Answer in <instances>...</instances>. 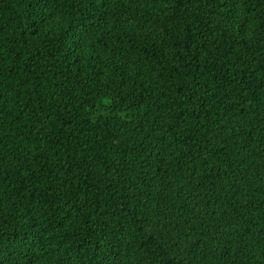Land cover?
Wrapping results in <instances>:
<instances>
[{
  "label": "trees",
  "instance_id": "1",
  "mask_svg": "<svg viewBox=\"0 0 264 264\" xmlns=\"http://www.w3.org/2000/svg\"><path fill=\"white\" fill-rule=\"evenodd\" d=\"M0 264H264V0H0Z\"/></svg>",
  "mask_w": 264,
  "mask_h": 264
}]
</instances>
